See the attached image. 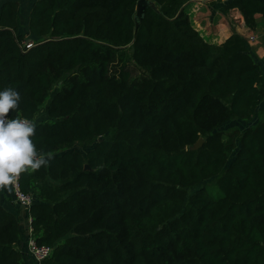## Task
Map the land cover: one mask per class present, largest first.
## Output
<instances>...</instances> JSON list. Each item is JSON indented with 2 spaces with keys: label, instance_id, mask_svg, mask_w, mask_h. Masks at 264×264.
Returning a JSON list of instances; mask_svg holds the SVG:
<instances>
[{
  "label": "trees",
  "instance_id": "16d2710c",
  "mask_svg": "<svg viewBox=\"0 0 264 264\" xmlns=\"http://www.w3.org/2000/svg\"><path fill=\"white\" fill-rule=\"evenodd\" d=\"M138 1L35 0L27 34L20 3L0 4V91L21 97L8 115L51 154L20 177L35 240L53 247L41 264H264L263 70L240 34L206 40L190 0H150L136 31ZM235 6L252 29L264 17V1ZM30 32L42 39L26 48ZM211 178L216 193L188 197ZM21 235L0 193V264H27Z\"/></svg>",
  "mask_w": 264,
  "mask_h": 264
},
{
  "label": "crops",
  "instance_id": "0c3cea01",
  "mask_svg": "<svg viewBox=\"0 0 264 264\" xmlns=\"http://www.w3.org/2000/svg\"><path fill=\"white\" fill-rule=\"evenodd\" d=\"M4 1L5 0H0V4ZM14 1H18L20 3L21 11L24 10L23 6L26 5L27 11L25 13V19L29 25L28 15L31 13L35 0H27L26 2H24V0ZM233 1L234 0H190L188 3V11L194 26L209 42L221 44L235 33L243 36L246 41L249 54L252 56L254 61L261 66L264 73V17L261 13H257L255 15L256 28L252 29L247 25L244 14L239 7H229ZM20 31L22 32L21 29ZM22 33H28V28ZM49 100L45 103L46 105L49 103ZM43 106H41L40 110L43 109ZM262 108H264V99L258 106V109ZM37 117L34 123L47 118L44 112L43 119L39 120V117L38 119ZM236 119H238L241 123L245 122L243 130L257 122V117H254L253 119ZM0 193L2 196V206L16 213L19 218L22 235L20 241L18 242V248L23 252L24 260L27 264H39L37 262L33 263L29 260L31 255L28 252V239L30 236H34L31 225L32 217L30 208L21 207L15 201L11 185L8 188L0 189Z\"/></svg>",
  "mask_w": 264,
  "mask_h": 264
},
{
  "label": "clouds",
  "instance_id": "9594fccd",
  "mask_svg": "<svg viewBox=\"0 0 264 264\" xmlns=\"http://www.w3.org/2000/svg\"><path fill=\"white\" fill-rule=\"evenodd\" d=\"M20 99L14 88L0 91V189L13 185L22 173L46 166L51 157L50 153L37 151L31 139L35 134L31 121L7 118L10 111L18 108Z\"/></svg>",
  "mask_w": 264,
  "mask_h": 264
},
{
  "label": "built area",
  "instance_id": "2783aa9c",
  "mask_svg": "<svg viewBox=\"0 0 264 264\" xmlns=\"http://www.w3.org/2000/svg\"><path fill=\"white\" fill-rule=\"evenodd\" d=\"M34 42L30 43H25L26 48H30L33 46ZM8 119H11L10 116L8 115ZM20 177L21 175L17 178L15 183L11 185L12 192H13V197L15 201L21 206V207H26L30 208V206L34 203L35 197L34 194L25 192L20 185ZM32 221V218H31ZM33 231V229H32ZM28 252L31 255V257L39 264L42 263V261L49 256H51L53 252V247L49 245H40L36 242L34 236H30L28 239Z\"/></svg>",
  "mask_w": 264,
  "mask_h": 264
},
{
  "label": "rangeland",
  "instance_id": "374dc122",
  "mask_svg": "<svg viewBox=\"0 0 264 264\" xmlns=\"http://www.w3.org/2000/svg\"><path fill=\"white\" fill-rule=\"evenodd\" d=\"M27 0H24V2H26ZM23 8H24V10L23 11H21L20 10V17H21V30H22V32H24L27 28H28V23H27V20L25 19L26 17H25V13H26V11H27V8H26V5L25 6H23ZM29 17H28V21H29V19H30V14L28 15ZM135 18H136V15H135ZM27 34V33H26ZM135 74H140V72L137 70L136 71V73ZM46 105V104H45ZM45 105L43 106V109H41L40 110V113L38 114V117H39V120H41V119H43V112H44V114H46V116H47V105H46V107H45ZM38 117H37V119H38ZM244 123L245 122H243V123H241V122H239L238 121V119H236V118H233V119H231V120H229V121H227L226 123H224L219 129L220 130H223L225 133H230V132H232L233 130H235V129H239V130H243V127H244ZM241 128H240V127ZM87 148H84V150H86ZM236 152H237V149L236 150H234L231 154H230V157H229V161H228V164L229 163H231V161L234 159V156H235V154H236ZM201 187H205V188H207L211 193H216L217 191H218V179L217 178H211V179H208V180H206V181H204L203 183H201L200 185H198L197 187H195V188H189L188 189V197L191 195V194H193L197 189H199V188H201ZM29 260L31 261V262H35L36 263V261L32 258V257H29Z\"/></svg>",
  "mask_w": 264,
  "mask_h": 264
},
{
  "label": "water",
  "instance_id": "95a60500",
  "mask_svg": "<svg viewBox=\"0 0 264 264\" xmlns=\"http://www.w3.org/2000/svg\"><path fill=\"white\" fill-rule=\"evenodd\" d=\"M151 3L152 2L150 0H139L138 1L137 8H136L137 9L136 18H135L136 19V31L139 29L140 24L142 22V19H143L144 13H145V7ZM155 8H156V10H158L157 7H155ZM41 39H42V37L37 36L34 33L30 32L25 38V43L36 42V41H39ZM203 141L204 140L201 138L195 144V147L201 146ZM86 167L88 168V165H86Z\"/></svg>",
  "mask_w": 264,
  "mask_h": 264
}]
</instances>
